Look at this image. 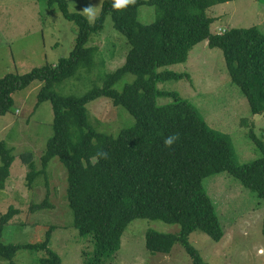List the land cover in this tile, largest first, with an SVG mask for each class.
<instances>
[{
	"label": "trees",
	"instance_id": "obj_1",
	"mask_svg": "<svg viewBox=\"0 0 264 264\" xmlns=\"http://www.w3.org/2000/svg\"><path fill=\"white\" fill-rule=\"evenodd\" d=\"M228 1L233 0H135L126 9L115 10L112 0H103L99 19L89 25L83 14L69 11L66 0H48L50 4L57 2L63 16L77 26L69 55L56 64L0 78V114L11 109L15 92L34 81L43 83L37 103L51 102L53 134L40 157L39 170L30 152L22 154L30 168L27 185L30 187L40 174L47 176V165L54 157L66 168V199L74 226L92 243V250L85 252V264H105V259L120 248L127 225L136 218L180 226L175 233L148 229L145 245L150 252L168 254L175 243H180L192 264H207L189 235L201 231L219 241L224 229L204 180L226 172L264 199V139L256 135L253 126L248 136L259 156L239 163L230 137L210 127L192 103L175 95L171 103H156L161 94L157 83L187 75L168 67L185 62L191 48L206 40L210 48L222 51L230 79L247 99L251 113L264 114V33L255 26L232 27L218 33L210 30L214 19L206 10ZM144 4L155 10V20L148 24L138 20ZM107 16L129 44L124 63L104 77L101 87L94 86L81 96L54 91L55 83L74 75L78 67L93 63L97 48L86 44L93 33L103 29ZM127 73L134 79L121 91L116 90L114 85ZM98 98L123 106L133 116V124L117 136L97 131L89 121L87 104ZM174 132L180 139L172 148L164 147V137ZM101 149L109 153L108 159L98 157ZM13 160L12 148L0 140V188ZM47 205L44 200L30 209ZM17 212L9 206L0 216V258L16 264L13 258L19 249L43 250L47 255L42 258L43 264H63L61 256L49 247L51 230L37 242L13 244L1 240L6 224Z\"/></svg>",
	"mask_w": 264,
	"mask_h": 264
},
{
	"label": "rangeland",
	"instance_id": "obj_2",
	"mask_svg": "<svg viewBox=\"0 0 264 264\" xmlns=\"http://www.w3.org/2000/svg\"><path fill=\"white\" fill-rule=\"evenodd\" d=\"M66 1L70 12L81 14L89 6L100 10L103 2ZM206 13L214 19L210 25L213 33L252 26L264 33V0L219 3L209 7ZM155 17L152 5L140 6L138 20L141 23H151ZM76 35V24L63 16L57 2L0 0V78L7 73L22 74L47 63L56 64L69 55ZM86 45L97 48L93 63L78 67L74 75L55 83L53 90L57 93L81 96L94 86L101 87L104 77L124 63L129 49L126 38L114 28L110 16L106 17L103 29L93 33ZM168 68L187 75L157 83L161 93L156 98L157 105L173 102V95L185 99L198 109L210 127L230 137L239 163L259 156L248 132L253 126L256 135L264 139V114L251 113L247 99L230 79L220 49L210 48L206 40L201 41L191 48L185 62ZM133 79L134 75L127 73L114 88L121 91ZM42 84L34 81L15 92L11 109L0 114V140L12 148L14 157L10 174L0 188V216L9 206L18 209L6 224L1 240L13 244L37 242L51 230L49 247L61 256L63 264H85V252L92 250V243L89 236H80L74 226L73 212L66 199V168L54 157L47 165V176L40 174L30 187L27 185L30 168L22 154L30 152L39 170L40 157L53 134L51 102L37 103ZM87 111L97 131L114 136L134 122L123 106L114 105L106 98L89 102ZM204 185L224 229L219 241L201 231L189 235L204 261L207 264H264V199L242 187L226 172L209 175ZM44 200L48 203L46 207L30 209ZM179 228L178 224L161 220L133 219L121 236L120 248L105 259V264H192L180 243H175L168 254L152 253L146 248L148 229L175 233ZM46 256L43 250L19 249L13 260L16 264H43L42 258ZM7 263L0 258V264Z\"/></svg>",
	"mask_w": 264,
	"mask_h": 264
},
{
	"label": "clouds",
	"instance_id": "obj_3",
	"mask_svg": "<svg viewBox=\"0 0 264 264\" xmlns=\"http://www.w3.org/2000/svg\"><path fill=\"white\" fill-rule=\"evenodd\" d=\"M135 0H112V8L115 10H124L129 5L134 4ZM99 9L93 6H89L83 9V14L85 15L89 25H94L99 19ZM180 139V134L174 132L163 139V145L166 148H172L176 142ZM97 155L100 159H108L109 153L105 150H99Z\"/></svg>",
	"mask_w": 264,
	"mask_h": 264
}]
</instances>
